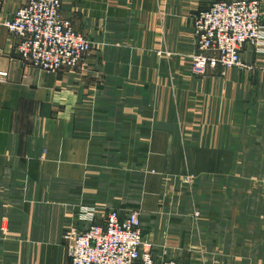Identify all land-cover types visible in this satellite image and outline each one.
Listing matches in <instances>:
<instances>
[{
    "label": "crops",
    "instance_id": "crops-1",
    "mask_svg": "<svg viewBox=\"0 0 264 264\" xmlns=\"http://www.w3.org/2000/svg\"><path fill=\"white\" fill-rule=\"evenodd\" d=\"M215 1L62 0L76 30L94 42L113 37L122 49L56 73L23 62L0 25V72L8 75L0 81V264H68L65 231L89 228L84 207L101 225L113 209H139L156 255L191 252L180 188L191 163L222 170L240 132L249 141L248 126H264V53L247 46L241 55L245 64L261 58L262 69L192 73V16ZM27 2L0 0V20ZM213 247L205 242V257Z\"/></svg>",
    "mask_w": 264,
    "mask_h": 264
},
{
    "label": "built area",
    "instance_id": "built-area-1",
    "mask_svg": "<svg viewBox=\"0 0 264 264\" xmlns=\"http://www.w3.org/2000/svg\"><path fill=\"white\" fill-rule=\"evenodd\" d=\"M18 39L23 62L49 73L75 70L86 65L92 43L64 17L62 0H28L2 23ZM194 74L246 69L241 55L246 46L264 50V9L259 0L214 2L193 16ZM8 77L0 73V81ZM88 229H70L65 235L68 264H179L156 257L143 235L141 211L111 210L105 224H96L93 209H81Z\"/></svg>",
    "mask_w": 264,
    "mask_h": 264
},
{
    "label": "rangeland",
    "instance_id": "rangeland-1",
    "mask_svg": "<svg viewBox=\"0 0 264 264\" xmlns=\"http://www.w3.org/2000/svg\"><path fill=\"white\" fill-rule=\"evenodd\" d=\"M218 1L233 2L228 0H216L215 2ZM259 1L262 4V1ZM6 21L8 20H0V25L3 26L2 23ZM15 38L17 39V37ZM104 40L102 38H97V42L90 40L92 48L85 58L86 65L81 68L88 69L89 57L93 53L122 49V45L113 37ZM253 49L258 55L264 53V50L261 51V47L255 46ZM259 59L260 64H245L243 62L247 66L244 70L262 69V61L261 58ZM232 69H229L224 76L220 75V77L225 78ZM213 73L216 72H207L198 76L208 77L214 75ZM194 75L197 76V74ZM195 103H197L196 100ZM189 114L192 115L190 116L192 118L193 112H189ZM244 116L257 118L256 114H247V112ZM198 126V124L193 125L195 129H198ZM241 127L240 125V130ZM248 128L250 129V132L247 130L250 137L249 141H247L246 135L240 132L239 142L237 147H234L233 154L223 155L222 170L207 173L200 171L196 160V164L191 163L192 169L184 177L185 183L180 184L182 193H184L182 198H184L185 211L190 212V219L186 225L191 228L192 235L188 241L191 252H186L179 259H173L179 264H191L190 255H193L192 264L200 263L199 259L213 261L212 264L216 262L240 264L242 260L246 259L253 260V264H264V126L250 124ZM191 144L198 149L200 141L197 139L192 140ZM235 150H237V154H234ZM237 214L238 218H234ZM205 229L210 230L209 235L204 234ZM69 230L65 231V235ZM205 242L208 245H219L217 251L214 247L208 248L211 251L208 252L206 257L204 256ZM146 243L149 244L152 253L156 257H160L156 255L154 245L148 240H146ZM247 246L249 247L248 251L246 250ZM188 256H190V259H187ZM161 258H168V255L164 252Z\"/></svg>",
    "mask_w": 264,
    "mask_h": 264
}]
</instances>
